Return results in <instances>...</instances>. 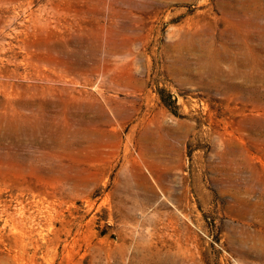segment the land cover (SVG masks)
I'll use <instances>...</instances> for the list:
<instances>
[{
  "label": "rangeland",
  "instance_id": "obj_1",
  "mask_svg": "<svg viewBox=\"0 0 264 264\" xmlns=\"http://www.w3.org/2000/svg\"><path fill=\"white\" fill-rule=\"evenodd\" d=\"M0 264H264V0H0Z\"/></svg>",
  "mask_w": 264,
  "mask_h": 264
}]
</instances>
